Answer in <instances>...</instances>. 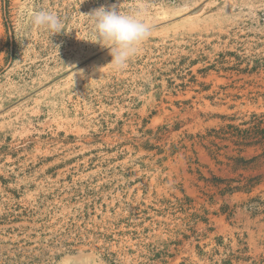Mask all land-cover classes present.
Here are the masks:
<instances>
[{
  "label": "rangeland",
  "instance_id": "1",
  "mask_svg": "<svg viewBox=\"0 0 264 264\" xmlns=\"http://www.w3.org/2000/svg\"><path fill=\"white\" fill-rule=\"evenodd\" d=\"M101 6L151 26L124 70ZM261 132L264 0H0V264H264Z\"/></svg>",
  "mask_w": 264,
  "mask_h": 264
},
{
  "label": "clouds",
  "instance_id": "2",
  "mask_svg": "<svg viewBox=\"0 0 264 264\" xmlns=\"http://www.w3.org/2000/svg\"><path fill=\"white\" fill-rule=\"evenodd\" d=\"M95 39L92 42L106 47L112 57L114 70L127 67L139 46L151 34V26L140 18L139 13L122 14L115 7L101 6L88 14ZM30 23L37 29H43L54 35L63 30L60 16L50 10L33 11Z\"/></svg>",
  "mask_w": 264,
  "mask_h": 264
},
{
  "label": "trees",
  "instance_id": "3",
  "mask_svg": "<svg viewBox=\"0 0 264 264\" xmlns=\"http://www.w3.org/2000/svg\"><path fill=\"white\" fill-rule=\"evenodd\" d=\"M230 127H232V126H230ZM257 130H258V129H257ZM213 131H214V130H213ZM224 131H225V130H224ZM220 132L223 133V131H220ZM258 132H259V131H258ZM224 133H227V132H224ZM261 134H262V138H261L260 140H258L257 142H255V143H257V144H261V145H264V133L261 132ZM257 183H258V182H254L253 179H250V180L248 181V183H247L244 187H245V189H246L247 192H251V191H252V188H253ZM235 189L239 190L240 188H235Z\"/></svg>",
  "mask_w": 264,
  "mask_h": 264
}]
</instances>
